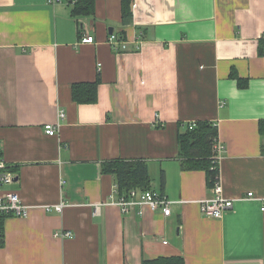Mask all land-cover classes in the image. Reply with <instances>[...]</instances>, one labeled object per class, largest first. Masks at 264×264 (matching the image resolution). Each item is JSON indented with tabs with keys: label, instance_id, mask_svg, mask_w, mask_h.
Masks as SVG:
<instances>
[{
	"label": "crops",
	"instance_id": "1",
	"mask_svg": "<svg viewBox=\"0 0 264 264\" xmlns=\"http://www.w3.org/2000/svg\"><path fill=\"white\" fill-rule=\"evenodd\" d=\"M49 1L0 0V142L9 188L30 207L5 219L0 264H264V0H132L125 26L121 0L79 21L68 0ZM111 28L127 51L108 43ZM98 79V101L77 104L73 85ZM199 121L218 126L225 148L234 206L221 219L201 211L214 195L206 172L179 158V133ZM114 160L146 162L171 215L123 213L116 176L102 171ZM59 203L63 213L44 209Z\"/></svg>",
	"mask_w": 264,
	"mask_h": 264
},
{
	"label": "trees",
	"instance_id": "2",
	"mask_svg": "<svg viewBox=\"0 0 264 264\" xmlns=\"http://www.w3.org/2000/svg\"><path fill=\"white\" fill-rule=\"evenodd\" d=\"M72 6V16L78 21L83 17L95 15L96 3L99 0H68ZM123 26L132 23V0H121ZM241 86L244 84L238 80ZM100 80L95 82H81L73 85L72 96L77 104H95L98 101V86ZM260 131L264 137V122ZM219 139L218 126L209 121H199L195 127L187 126L185 132L179 133V158L182 168L185 170H204L207 176V184L212 188L220 176V163L214 159V146ZM105 174L115 175L117 179L118 193L127 195L131 189L142 191L153 190L152 179L146 162L142 160H114L102 165ZM162 175V185H164ZM0 216V247L5 245V219ZM142 264H186L182 256L157 257L144 259Z\"/></svg>",
	"mask_w": 264,
	"mask_h": 264
},
{
	"label": "built area",
	"instance_id": "3",
	"mask_svg": "<svg viewBox=\"0 0 264 264\" xmlns=\"http://www.w3.org/2000/svg\"><path fill=\"white\" fill-rule=\"evenodd\" d=\"M62 1L64 0H50L49 3L56 4ZM80 43H94V37L83 34L80 38ZM108 43L119 53L128 50L125 39L115 32L109 35ZM59 117L60 119H64L65 113L61 112ZM59 127V124H47L45 125V133L49 136H57L59 134ZM189 127L193 129L195 123L190 124ZM224 149V145L217 141L214 146V159L216 161L220 160ZM16 179L17 176L13 170V166L4 158L3 144L0 142V216L27 217L29 214L30 207L23 203L18 192L9 188L15 183ZM211 189L214 195L212 198L201 202V211L208 217L221 219L226 211L233 208L234 200L224 196L221 176L218 177L217 182ZM116 190L118 193V189ZM249 196L252 197L253 193H249ZM114 204L120 207L123 213H127L133 207L148 206L154 211L161 210L165 216H170L175 203L153 190L142 191L140 189H131L124 196H120L118 193V199ZM65 207V203H59L56 205H46L44 209L47 212L63 213ZM54 236L60 239H70L74 237V233L68 230H59ZM164 243L167 244V241Z\"/></svg>",
	"mask_w": 264,
	"mask_h": 264
},
{
	"label": "water",
	"instance_id": "4",
	"mask_svg": "<svg viewBox=\"0 0 264 264\" xmlns=\"http://www.w3.org/2000/svg\"><path fill=\"white\" fill-rule=\"evenodd\" d=\"M109 32H110V34H112L113 33V29L111 28V29H109Z\"/></svg>",
	"mask_w": 264,
	"mask_h": 264
}]
</instances>
